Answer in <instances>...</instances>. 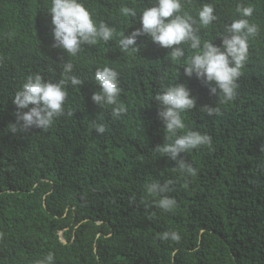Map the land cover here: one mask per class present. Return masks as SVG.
Masks as SVG:
<instances>
[{
	"label": "trees",
	"instance_id": "trees-1",
	"mask_svg": "<svg viewBox=\"0 0 264 264\" xmlns=\"http://www.w3.org/2000/svg\"><path fill=\"white\" fill-rule=\"evenodd\" d=\"M151 2L83 0L93 20L116 33L68 57L52 47L50 0H0V264H36L48 253L55 264H264V0H182L194 17L204 3L213 5L218 19L199 34L216 46L225 25L239 18L237 4L254 7L249 19L259 31L229 103L185 77L184 61H172L170 50L147 37L137 39L138 53L120 50L121 34L139 27V12ZM121 6L137 18L122 15ZM191 54L186 49L184 60ZM65 61L86 81L67 88L65 112L73 116L44 131L8 132L12 98L25 78L40 73L55 82ZM103 67L119 73L126 113L118 120L111 107L91 101L93 74ZM177 76L196 98L180 134L212 138L211 149L181 154L197 169L187 183L174 162L153 151L164 134L152 100ZM204 105L219 114L208 116ZM94 123L107 131L97 135ZM169 180L176 207L164 212L144 185ZM165 231H177L180 241L160 240Z\"/></svg>",
	"mask_w": 264,
	"mask_h": 264
},
{
	"label": "clouds",
	"instance_id": "clouds-1",
	"mask_svg": "<svg viewBox=\"0 0 264 264\" xmlns=\"http://www.w3.org/2000/svg\"><path fill=\"white\" fill-rule=\"evenodd\" d=\"M236 14L239 18L226 24L219 35L221 41L216 46L213 41L203 40L200 28H207L217 21L212 4L204 3L196 16L184 11L182 0H152L150 6L139 12V27L130 34H121L119 48L122 52L138 53L137 39L147 37L153 44L170 50L167 56L172 61H184L183 75L189 79L195 77L207 88L212 97H221V103L235 100L242 68L249 56V41L258 34V26L250 22L254 12L253 6L237 4ZM50 17L53 48H58L68 57H76L82 48L94 46L99 42L109 43L116 29L104 22H96L83 0H50L45 12ZM124 16L137 18V11L128 6H121ZM186 49L192 51L184 60ZM74 65L65 61L62 64L61 78L53 82L46 80L40 73L28 75L20 89L15 92L12 104L16 111L14 122L9 123L8 132L13 135L24 134L32 129L44 131L49 129L57 118L73 116V112H65L68 87L80 89L86 82L73 72ZM176 82L163 88L153 97L157 105V118L163 125L164 143L157 145L154 152L159 157H166L174 162L175 168L185 178L197 175L190 163L181 154L202 147L212 148V138L199 131H187L180 134L186 125L182 115L196 108V98L184 83ZM92 82L98 90L91 95V101L98 108L111 107L113 119H120L126 113L121 99L119 73L110 67L97 68ZM208 116L219 114L215 106L201 107ZM93 130L97 135L104 134L107 127L104 123H94ZM173 181L166 183L153 181L144 185L148 195L160 198L156 206L164 212H171L176 207V200L167 193L173 189ZM162 241L179 242L177 231H165L159 235ZM36 264H55L54 254L48 253Z\"/></svg>",
	"mask_w": 264,
	"mask_h": 264
},
{
	"label": "water",
	"instance_id": "water-1",
	"mask_svg": "<svg viewBox=\"0 0 264 264\" xmlns=\"http://www.w3.org/2000/svg\"><path fill=\"white\" fill-rule=\"evenodd\" d=\"M60 235H61V233H60ZM61 241H63V243H65V241L64 240H62V239H60Z\"/></svg>",
	"mask_w": 264,
	"mask_h": 264
}]
</instances>
